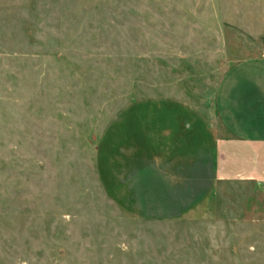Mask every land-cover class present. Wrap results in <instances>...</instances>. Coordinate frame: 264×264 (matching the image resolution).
Masks as SVG:
<instances>
[{
  "label": "rangeland",
  "instance_id": "obj_1",
  "mask_svg": "<svg viewBox=\"0 0 264 264\" xmlns=\"http://www.w3.org/2000/svg\"><path fill=\"white\" fill-rule=\"evenodd\" d=\"M260 53L264 0H0V264H264L223 259L235 241L214 228L264 223V187L214 188L197 161L190 208L143 218L118 186L107 195L96 168L106 182L128 158L166 164L187 146L162 155L158 126L173 136L177 122L139 115L212 113L226 69ZM101 149L116 153L107 171Z\"/></svg>",
  "mask_w": 264,
  "mask_h": 264
},
{
  "label": "crops",
  "instance_id": "obj_2",
  "mask_svg": "<svg viewBox=\"0 0 264 264\" xmlns=\"http://www.w3.org/2000/svg\"><path fill=\"white\" fill-rule=\"evenodd\" d=\"M165 100L182 101L192 105L187 98L162 99V101ZM193 110L195 113L188 115L182 114L184 112L176 115H139L138 120L147 122L148 127H150V120L153 118H155L154 122H160L164 118L163 121L170 122L173 121L171 118L173 117L177 122L178 127L173 136L170 132L172 127L170 123L158 126L163 134L160 137L170 138L163 142L162 155L168 153L165 145L180 143L181 138H183L181 143L187 146L184 150L177 151L175 155L170 156L166 164L162 162L163 160L158 154L156 160L149 159L150 163H142L141 169H139L135 165L133 166L131 159L128 158V164L125 162L126 165H116L114 173L113 169L108 170V166L116 153L113 150L101 149V153L104 155L106 152H110L104 158L107 162V165L104 166L107 168L106 171L108 170L106 182L101 179L99 162L96 160L99 180L104 190L106 189V193L110 192L109 194L116 197L117 190L112 192L110 188L118 186V190L120 189L131 198L133 208L142 217L157 218L158 214L178 211L170 215L176 216L182 208L187 206L185 203L189 202L192 196L194 181L191 170L197 161L199 170L202 167L204 175L207 167L212 171L211 181L214 188L221 182L253 183L264 187V55L262 56L260 53L246 56L226 69L214 92L212 113L203 110L196 111L194 108ZM197 120L199 124L196 126L193 123L194 125H192V122ZM193 132L199 135L197 141L198 159L191 156ZM186 134L188 137L184 138ZM123 139H125L124 143L121 142L119 145L120 161L125 156H130L132 147L127 142V137H123ZM98 142L99 139L96 146L97 152L98 149L100 150ZM159 151L161 152V150ZM183 160L186 161L182 162ZM212 194L215 199L216 194L211 192ZM263 199L264 194L260 197L261 201ZM111 200L113 201V199ZM168 200L175 209L167 210ZM196 204L191 205L192 210L199 207V204ZM187 207L190 208V206ZM145 211L152 213L145 214ZM253 221L252 224H240L233 220L229 222L223 219L217 220L214 224L216 231L220 232L217 238L226 242L232 238L235 242H229V244L230 246L235 244V250L237 249L236 251L232 249L223 259L237 260V258L249 257L254 261L261 259L264 262V223ZM212 226L210 225V227ZM248 238H253V240L245 242ZM223 259L222 261H224Z\"/></svg>",
  "mask_w": 264,
  "mask_h": 264
}]
</instances>
